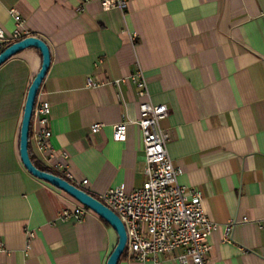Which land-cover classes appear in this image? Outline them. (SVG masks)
Instances as JSON below:
<instances>
[{"label":"crops","instance_id":"crops-1","mask_svg":"<svg viewBox=\"0 0 264 264\" xmlns=\"http://www.w3.org/2000/svg\"><path fill=\"white\" fill-rule=\"evenodd\" d=\"M101 1L0 0L6 37L15 10L49 48L37 98L50 106V142L69 156V182L86 180L80 189L97 199L145 182L140 130L130 125L124 142L113 140L115 125L138 119L143 99L129 78L140 69L150 101L168 108L161 128L177 183L197 189L220 225L208 238L209 260L264 264V0H122L124 9L107 10ZM40 66L33 48L0 66V264H106L112 228L90 210L80 222L59 220L79 203L20 161L26 95ZM93 125H102L95 134ZM29 150L44 168L32 132ZM118 264L142 263L126 251Z\"/></svg>","mask_w":264,"mask_h":264},{"label":"built area","instance_id":"built-area-1","mask_svg":"<svg viewBox=\"0 0 264 264\" xmlns=\"http://www.w3.org/2000/svg\"><path fill=\"white\" fill-rule=\"evenodd\" d=\"M101 7L125 8L122 0H102ZM14 20V30L6 37L0 28V52L10 44L30 37L24 30V22L15 10L9 12ZM129 81L143 99L138 105V119L122 121L113 127V140L124 142L126 130L136 126L142 136L144 152L143 185L132 192L122 188L109 189L98 197V201L110 209L121 221L126 233L125 251L136 261L144 264L159 263V257L176 253L177 264H212L209 260L211 246L209 236L220 225L211 221L203 208L201 193L195 188H186L177 183L180 170L175 168L167 152L169 135L161 128V122L168 115L166 105L150 101L147 80L142 70H137ZM94 83L88 79L87 87ZM102 125H93L95 134ZM32 143L36 157L44 168L59 171L65 180H70L66 152H57L51 146L50 106L36 98L31 119ZM84 180L77 185H86ZM89 212L81 204L73 210L65 209L58 214L62 221L80 222ZM244 221V219H242ZM235 221L223 227V240H230V232ZM28 232L27 238H33ZM29 246L27 244L26 249ZM2 247L0 246V251Z\"/></svg>","mask_w":264,"mask_h":264},{"label":"water","instance_id":"water-1","mask_svg":"<svg viewBox=\"0 0 264 264\" xmlns=\"http://www.w3.org/2000/svg\"><path fill=\"white\" fill-rule=\"evenodd\" d=\"M30 48L37 50L40 54L41 66L31 85L29 86L26 95L19 137L20 161L25 170L30 173L33 177L45 183H48L54 188L67 194L77 203L81 204L86 209L90 210L95 215H97L100 219H102L107 225L112 228V230L117 236V243L113 248L112 252L110 253L109 257L107 258L106 264H118L121 256L125 251L126 244V233L120 219L105 205H103L96 198L92 197L82 189H79L78 187L74 186L73 184L61 177L37 169L30 159L29 131L31 126L32 113L39 92V88L50 66V51L44 41L37 37L30 36L10 44L0 52L1 66L15 55Z\"/></svg>","mask_w":264,"mask_h":264},{"label":"trees","instance_id":"trees-1","mask_svg":"<svg viewBox=\"0 0 264 264\" xmlns=\"http://www.w3.org/2000/svg\"><path fill=\"white\" fill-rule=\"evenodd\" d=\"M30 137H31V126H30V131H29V139H30ZM29 156H30V159H31L33 165H34L37 169H39V170H41V171H44V172H47V173H50V174H53V175H56V176H58V177H61V178L65 179L62 175H59V174H57V173L54 172V171L48 170V169L43 168V167H41L40 165H38V164L36 163L35 159L32 157V155H31V153H30V150H29ZM68 182H69V181H68ZM96 199H97V198H96ZM125 254H126V251H124V253H123V255L121 256V258L124 257Z\"/></svg>","mask_w":264,"mask_h":264}]
</instances>
